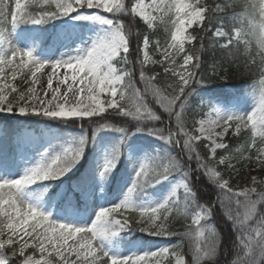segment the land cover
<instances>
[{"label":"snow or ice","instance_id":"1","mask_svg":"<svg viewBox=\"0 0 264 264\" xmlns=\"http://www.w3.org/2000/svg\"><path fill=\"white\" fill-rule=\"evenodd\" d=\"M28 3V0H15L16 12L11 16V24H16L22 19H31L35 23L42 22L45 18L55 15H67L76 11L78 8H92L103 9L106 13L120 12L125 4L123 0H46L49 5L54 4L55 11L43 12L39 18L33 14L24 10V5ZM185 3L189 5V10H195L196 8H205L203 23L197 21L202 29L204 28L205 21H211L213 16L222 12L221 3L215 5H209L207 0H185ZM169 5L175 7V0H151V4H145L144 0H137V2L131 6L130 11L134 15H140L143 12L148 18L146 20L149 26H154V22L159 20L166 26L170 25L169 17H163L161 9L168 8ZM133 7L136 11H133ZM151 9V12L147 9ZM108 9H111L109 11ZM152 13H156L153 15ZM142 17V16H141ZM93 21H98L102 24L112 26V31L105 37L97 41L87 52L76 57L74 60H57L55 62H41L38 61L31 51L14 48L10 51L0 52V111H14L12 101L8 100L6 89H10L12 92H16L17 89L11 85L5 83L8 79L5 74L6 69L12 70V77L15 79L18 71H23L25 68L31 72L32 82L35 84L38 81V73L41 72L45 66L51 67V73L48 76V89L52 91L51 99H47V93L45 98H41L35 88H29L27 96L25 93H19L16 97V106L21 113L42 111L46 115L53 117H92L105 113L108 109H118L123 113L131 116H140L144 113L150 114V109L141 106H135L134 111L128 110L121 103L131 97H126V92L133 89L131 83L125 84V77H129L130 73L127 70H121L117 72L112 61L115 57L121 55V53L128 54L130 52L129 39L126 35V28L123 22H116L106 16L100 14H93L83 17ZM110 22V23H108ZM179 24V20L176 21ZM195 25V24H194ZM193 26V25H192ZM227 25L223 21L220 22V26L217 27L215 32L216 38H223L224 43L221 47L228 49L233 45L229 43L233 37L223 31ZM175 28V25L167 27V31L170 33ZM188 29V28H187ZM187 31V30H186ZM186 31L181 32L180 38L183 39V50L179 48V43L172 40L161 50L163 60L161 63L168 61L169 67L164 69L165 73H172L178 76V82L173 93L169 97L161 96V100L164 103L165 108L174 112V105L176 101H181L180 108L183 110V104L186 99L187 89L192 84L195 78L194 69L199 67V56L197 55L203 49V37L193 35L191 33L185 34ZM231 30H229V33ZM0 40H3L0 38ZM127 40V44L123 41ZM191 44V48L185 49V43ZM199 42L200 47L197 48L195 43ZM149 44V38L145 36L143 38V46L146 49ZM157 49H160V42H156ZM127 47L128 51L125 52L124 48ZM115 52H119V55H114ZM182 55V64L179 65L181 69L176 71V57ZM124 61L127 63V56L124 57ZM145 62H152L145 53L144 59L140 62L143 65ZM31 65L32 67H29ZM34 68V71H33ZM66 69L67 72L60 77L59 70ZM141 77H144V72L141 70ZM57 78L58 83L67 85L66 91L61 92L60 87L53 88V79ZM155 77L147 78V82L151 83ZM203 82V80H202ZM264 89V85L261 87ZM137 90L132 91V96L136 95ZM147 91V89H146ZM155 95H160L159 89L153 87L152 89ZM107 94L111 99L102 100L101 96ZM71 97V99H70ZM119 97V99H117ZM183 99L181 100V98ZM215 119L199 121V135L191 136L188 133L189 140L185 143L191 146V141L200 140L202 136L207 134V139L211 141V153L216 155L217 149L226 148V145L222 142H217L213 136L217 138H223L228 132L229 128L235 126V132L239 133L242 127H247V114L243 117L229 116L226 118L215 115ZM176 122L180 124L181 115L180 112H175ZM221 127L223 130L216 132L215 129ZM184 131L183 125L180 128ZM174 135V134H173ZM165 139L171 141L173 136H165ZM261 143V142H260ZM246 147L256 151V161L261 166H264V147H257L256 137L251 135L250 143L246 144ZM80 152H71L70 155L65 157H57L53 160L52 164L43 167L38 166L31 170L29 174L24 176V181L20 185H16L14 180H4L2 189V199L4 203L0 208V220L3 221L0 224V248H10L12 255L16 256L20 260V264H52L51 260H46L43 257L45 255H54L58 258L59 264H97L99 255L108 257L110 264H163V258L172 255L178 256L176 249L182 247L178 244L173 247L171 253L168 247L161 248L153 252H145L139 255L132 256H110L105 252L97 243V241L109 234H114L115 230L122 229L128 226L139 228L141 231L148 232L155 235H168L172 232L169 231L165 224L172 214L173 209L179 212L178 199L169 198L163 203L155 207L138 208L132 201V193L135 190L136 185H133L132 189H129L128 197L121 203L113 205L111 207L102 208L99 211V215L96 216V222L90 227H79L72 224L60 223L50 218L48 214L42 213L38 208L31 204H26L19 198L20 191L29 184L30 178L33 176L52 175L56 176L66 172L71 166L65 164V161H75L79 159ZM251 159V157H248ZM225 158H221L218 163L223 164ZM115 166V160H110L105 164L104 172H108ZM207 167V164H203ZM171 165H163L156 167L148 163L143 164L137 172V184H142L145 181H151L156 178H166L170 170ZM103 174V173H102ZM212 178L217 184H219L222 190H227L228 193H232L235 197V203L240 205L242 203L240 197H243V203L245 207L249 209L244 220H238L237 223L243 227L244 222L248 220L251 214L255 211L257 201L252 198L253 194H257L255 187L243 188L242 190L233 192V189L229 186V181L225 180L219 171L212 170ZM253 183H255V177H253ZM185 191L190 189L187 184H184ZM255 189L256 191H253ZM259 196L264 197V191L258 193ZM176 196L174 191L172 197ZM138 212L141 219L133 222L128 217L123 219H116L115 216L119 214L120 210ZM210 209H204L201 213H197L192 218L191 225L188 226L187 231L190 233L193 226L198 228L197 235V249H202V241L206 240L207 247H211L214 243L211 236H205V230L201 225L208 215H210ZM142 225V226H137ZM211 228V226H209ZM254 240L253 235H248L250 241L247 247L251 248L252 243L264 242V226H261L255 231ZM79 236V239L77 237ZM72 240L70 244L69 241ZM28 247H38L41 254V259H34L33 257H26L24 255L25 249ZM51 249V251H49ZM205 254L207 252L205 251ZM76 259H72V257ZM0 264H6V261L0 259ZM107 264V262H106ZM177 264H183L181 259H177ZM247 264V262H245Z\"/></svg>","mask_w":264,"mask_h":264},{"label":"rangeland","instance_id":"2","mask_svg":"<svg viewBox=\"0 0 264 264\" xmlns=\"http://www.w3.org/2000/svg\"><path fill=\"white\" fill-rule=\"evenodd\" d=\"M144 3L151 4V0H146L144 1ZM147 11L151 12V9L149 8L147 9ZM97 13L100 15L106 16V12L103 9L98 10V9H92V8H87V7L78 8L76 10V13H71L70 15L71 33L68 36H66L62 42H58L56 45H54L47 53L39 55L40 57L37 58V60L41 62H55L57 60L65 61V60H74L76 57L84 55L87 52V50H89L97 41L107 36L112 31L111 25L102 24L98 21H93V20L83 18V17L90 16V15L97 14ZM152 14L156 15V13H152ZM173 19H174V16H173ZM167 26L170 27V25H167ZM191 27L187 29L185 33L186 35L188 34V31ZM0 38L3 39V40H0V52L10 51L14 48L28 50L30 49L29 44H30V41L32 40V34L28 31H18L17 29L13 27L11 28L7 27L4 29H0ZM170 43H171V37L169 33L165 41L162 44H160V49L156 48V53H158L161 56L162 60H163V56L161 55V50L163 47H166L167 44H170ZM147 48L145 50V53H147V56L151 60L152 56L148 52ZM112 63L114 67L116 68L117 72H120V67L114 63V60L112 61ZM167 63L169 64L168 61ZM180 70H177V72H179ZM33 71H34V68H33ZM65 72H67L66 69H63V68L60 69L59 70L60 77H62ZM50 73H51V67L45 66V68L42 69L41 72L37 74L38 81L35 84H33L32 82V75L30 72V74L25 79V81H23L24 82L23 88H20V86H14L17 89L16 92H12L10 89H6L5 94L8 95V100L12 101L13 108H16L19 111V108L16 106L15 97L21 92L25 93V95L27 96L29 88H35L41 98H45V93H47L46 98L51 99L53 93L50 89H48V76ZM5 74L8 77L5 83L13 85L12 71H6ZM17 77H18V74H16L15 78ZM56 87H60L62 93L66 91L67 89V85L59 84L58 79L54 78L53 88H56ZM168 94H169L168 92H165V94L162 96L166 97ZM126 97H131V99H126L125 101L121 102L126 109L134 111L135 106H141L142 110H143V107H146L144 104L137 101L134 96H132V90L126 92ZM101 99L109 100L111 99V97H109L107 94H104L101 96ZM117 99H119V97H117ZM215 100L216 99L213 100L214 103L212 104H205L204 114L196 122L195 130L197 131V133H199L198 132L199 121L201 119H204V120L215 119L216 118L215 115H219L220 117H223V118H226L229 116L246 115L247 113L252 111V109L256 106V102H257L256 97H251V96L249 97L248 96H233V97H230L228 100H219V101H215ZM234 105H237L239 108H241V110L239 111L236 109L233 110L232 108H234ZM37 112L44 113L42 111H37ZM147 114L148 113H144L140 116H144ZM248 127H251L250 124L247 127H242L241 129H245ZM233 128L235 131V126H233ZM222 130L223 129L221 127H217L215 129L216 132H219ZM202 137L205 138L211 144V141L207 139V134H205V136H202ZM213 138L217 139L218 143L222 142L223 140V138L221 139L215 136H213ZM18 140H21L23 142V146H21L19 150V154H18L19 161L16 165L15 171H9L11 173L12 180L18 179L22 176H25L26 174H29L32 169L40 166L42 162L41 155L36 156V155L29 154L28 150L25 149V146L27 145L31 147H34L36 145V142L33 136H30L25 133L24 136H21ZM98 159H100L101 164L107 163L106 158L104 156L101 158L98 157ZM256 169H257L256 167H250L248 164L244 165L242 168L234 167V164L232 163L228 166V168L226 169V172L229 171L233 173V178L228 177L227 174H225L226 177H228V179H225V180L229 181V186L233 189V192L242 190L243 188H246V187L247 188L255 187L258 193L260 190L262 189L264 190V179L258 176V171H256ZM253 177H255V183H253ZM182 183H183L182 180L169 183L168 186L163 190L162 201H165L168 198H170L173 192L176 191ZM30 186L27 185L25 187H30ZM96 187L97 185L94 186V189L92 190L93 193L89 195V197L92 200L90 204L91 207L87 211V213H85L84 216H81V215L73 216L75 212L71 211L72 216L70 218L72 219L76 218L75 220H79L82 218L85 219L84 222H79L77 223V225L86 224V222L90 220L91 222L88 225L83 226V227H90L95 221L96 216L99 213V211L102 208H105L106 203L108 207H111L113 205L121 203L123 200H125L128 197V194L116 193L113 195L114 197L113 199H111L108 202H102L100 204L101 199L96 198V192L98 190V188ZM19 198L22 201H24L26 204H31L35 206L40 211L42 209L44 210L45 208V201L40 196L30 195V196H26V198H21V196H19ZM98 207H100L99 210H98ZM49 210L52 212V209L49 208ZM136 213H137L138 220H140L141 217L139 213L138 212ZM57 215L59 214L58 213L54 214V219L52 220L63 222V218H61V215H59L60 216L59 220L57 219ZM253 215H254V212L251 214L250 218L246 221L251 220ZM208 218H209V215L203 221H201V223L205 222ZM248 229L251 231V234H248V233L244 234L243 239L244 241H247L249 245L250 241L248 240V235H253L254 237L255 231L258 230L259 228L255 229L249 226ZM121 234H122V229H117L115 230L114 234H109L105 237L100 238L97 241V243L110 256L112 255H115V256L139 255L145 252H153L158 249L166 248V247L169 248L170 253H171L173 249V247L164 245V244L154 245L149 248H145L142 246L139 247V244H134V245L128 246L127 248H124V247H121L120 243L117 242L120 239ZM77 239H79V236L77 237ZM254 240L258 241L256 237H254ZM213 241L214 243L212 244L211 247H207L206 240L201 242L202 249H200V256L203 257L204 259L211 257L210 253L215 250L216 240L213 239ZM69 243L71 244L72 240H70ZM246 247H247V244H246ZM251 248H252V251L251 252L248 251L251 255L249 264H252L253 260L255 261V264H261L264 261V256H261L259 243H252ZM49 251H51V249H49ZM176 251L178 253V256L168 255L164 257L163 264H177V259H181L184 262L178 249H176ZM205 251L207 252V254H205ZM98 255H99V259L97 261V264H106V262L107 264H110L108 257H103L100 254ZM51 256L45 255L43 258L46 260H51L52 264H58L59 262H57L56 260H53ZM29 257H33L34 259H41V258H37L32 255H30ZM72 259H76V258L73 256Z\"/></svg>","mask_w":264,"mask_h":264},{"label":"clouds","instance_id":"3","mask_svg":"<svg viewBox=\"0 0 264 264\" xmlns=\"http://www.w3.org/2000/svg\"><path fill=\"white\" fill-rule=\"evenodd\" d=\"M223 12H231L229 18L230 22L223 31L232 35V48L229 49V54L233 51L241 52L244 57L245 69L248 72H254L259 76V84L264 85V0H224L221 3ZM231 9V11H229ZM111 11V9H108ZM133 11L136 8L133 7ZM163 17H169L170 25H175L174 30L171 32L173 41L179 43V48L183 50L184 42L180 38V33L186 31L187 28L196 24L197 21L203 23L205 8H196L194 11L189 10V5L185 0H175V7L169 5L168 8L161 9ZM140 15L147 19L148 17L141 12ZM174 16V19H173ZM179 20V24L176 21ZM110 23V22H108ZM229 29L231 32L229 33ZM127 44V40L123 41ZM124 51L127 52L128 48L125 47ZM114 55L118 56L119 52ZM243 117L244 115H239ZM247 124L251 126V132L254 137L259 136L261 144H264V89H260L256 106L251 112L247 113ZM66 164L71 163L70 160L65 161ZM52 175H37L30 178L28 185H31L40 180H47L52 178ZM24 176L16 179L14 183L20 185L24 181ZM4 185L0 182V208L4 203L2 199ZM253 191H256L253 189ZM103 210V209H101ZM42 212V211H41ZM43 213V212H42ZM99 213L97 214V216ZM96 222H93V224ZM3 221L0 220V224ZM63 224V222H60ZM261 256H264V242L259 244ZM252 251V248H249ZM255 264V261H252Z\"/></svg>","mask_w":264,"mask_h":264},{"label":"trees","instance_id":"4","mask_svg":"<svg viewBox=\"0 0 264 264\" xmlns=\"http://www.w3.org/2000/svg\"><path fill=\"white\" fill-rule=\"evenodd\" d=\"M209 1L211 2L212 0H209ZM230 16H231V13H229L227 16H225L224 19L225 20H229ZM126 23H127V25L130 26L132 24V19L131 18L127 19L126 20ZM219 66L221 67L220 69L222 71H225L227 74L230 73V72H233V76L232 75L231 76H232V81L234 83H241L242 82V84L244 85L245 88L250 87V83L247 82V81L251 80L254 77L253 76V75H255L254 72H252V73L251 72H248V71H246L245 68H243L240 65H234L233 66V64H228V65L225 66L224 63H221ZM234 76H239V77H234ZM166 121H167V119L164 120V122H166ZM167 123H170V122L168 121ZM174 124L176 125L175 119H174ZM182 138L184 139L185 138V135L182 136ZM256 140H257V145H261L259 136L256 138ZM260 176L261 177H264V168L261 169ZM199 184H200L201 187L207 188L206 185L208 184V182L206 180H204V181L201 180L199 182ZM207 200H208L209 203H211L213 201V195L207 196ZM218 206H219V208H217V211L220 209V203H219ZM181 220H182V218H178L177 219V222L178 221H181ZM174 222H176V220H174ZM174 225L175 224L171 223L172 229H175L174 228ZM223 234H224V237H223L222 250L225 253H227V252L228 253H231L232 250H233V248H234V246H235V238H236L235 232H234V230L232 228H229L225 232H223ZM223 260H224L225 264H228L229 261H230V259H223Z\"/></svg>","mask_w":264,"mask_h":264},{"label":"bare ground","instance_id":"5","mask_svg":"<svg viewBox=\"0 0 264 264\" xmlns=\"http://www.w3.org/2000/svg\"><path fill=\"white\" fill-rule=\"evenodd\" d=\"M68 29H69V28L59 30L58 34H59V35H63V33L65 34V33L68 31Z\"/></svg>","mask_w":264,"mask_h":264}]
</instances>
